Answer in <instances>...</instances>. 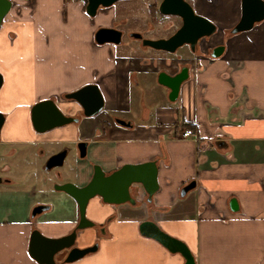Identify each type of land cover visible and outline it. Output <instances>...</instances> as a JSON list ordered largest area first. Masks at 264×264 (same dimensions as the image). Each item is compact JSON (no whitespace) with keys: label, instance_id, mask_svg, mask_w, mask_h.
<instances>
[{"label":"crops","instance_id":"0c3cea01","mask_svg":"<svg viewBox=\"0 0 264 264\" xmlns=\"http://www.w3.org/2000/svg\"><path fill=\"white\" fill-rule=\"evenodd\" d=\"M10 1L0 23V111L5 116L0 144L85 140L77 183L89 176L90 163L106 171L148 160L158 166L159 189L150 201L134 186V204L111 206L91 198L86 216L95 226L81 231L75 244L97 243V248L72 262H63L58 253L57 263L185 264L179 252L140 234L139 223L151 220L184 242L195 264H264V19L231 33L241 0H187L215 24L224 49L216 58H201L170 101L169 89L157 82L158 70L164 59L173 58L168 69L174 71L176 58L193 55L168 57L132 37L130 32L166 36L152 34L158 29L148 21L146 8L144 16L128 18L131 14L121 8L133 0H118L91 17L83 0ZM99 27L119 29L127 37L118 44L96 43ZM89 83L98 85L107 111L134 109L138 121L103 127V111L101 117L58 127L55 134L33 129L35 102L52 98L60 109L69 105L76 112V102L64 95ZM184 128L193 136L182 137ZM191 181L195 186L181 195ZM13 182L0 177V264H38L28 253L32 229L62 236L77 219V205L59 195L53 207L32 218V207L49 201L38 191L15 190ZM231 198L237 201L235 211Z\"/></svg>","mask_w":264,"mask_h":264},{"label":"water","instance_id":"95a60500","mask_svg":"<svg viewBox=\"0 0 264 264\" xmlns=\"http://www.w3.org/2000/svg\"><path fill=\"white\" fill-rule=\"evenodd\" d=\"M116 1L118 0H86L85 11L93 17L99 7H109ZM10 6V0H0V23ZM159 12L164 15L179 17L180 26L167 37L143 38L140 33H131V36L141 39L142 45L155 50L173 53L178 47L185 44L193 51L200 38L211 35L216 29L212 21L196 13L186 0H162L159 4ZM262 19H264V0H241L239 20L233 25L230 32L237 33L249 30L255 22ZM121 35V31L116 28L99 27L94 33V40L99 44L105 42L118 44L121 41ZM223 49V45L214 47L211 56L214 58L220 56ZM188 76V67L183 66L179 72L173 75L164 71L158 72L157 82L169 89L168 99L174 101L178 96L181 83ZM2 82L3 77L0 73V88ZM64 96L75 100L81 106L85 116H92L103 107V96L95 83L83 85L74 91L65 93ZM4 120L5 116L0 111V132ZM30 120L35 131L44 132L77 121V118L65 115L53 99L47 98L39 100L31 106ZM117 123L123 126L130 125L122 120H117ZM86 144L85 141H80L77 144L80 157L85 156ZM65 155L66 149L52 154L46 160L45 169L62 165ZM157 172L156 160L124 163L109 174H105L102 167L95 163L93 164L92 175L85 185L78 186L72 182H64L56 184L54 188L64 191L75 200L79 215L76 228L82 229L94 224L86 216V206L91 198L99 196L104 203L108 204H134L135 198L131 195L130 187L132 184H137L146 193L147 200L150 201L153 194L159 189ZM194 186L195 182L191 181L181 188L180 194L184 195ZM229 207L233 211L237 210L238 205L235 198L230 199ZM48 208L49 206L45 204L36 205L33 207L31 215L34 216ZM138 230L141 235L155 239L170 252H179L184 257L185 264H195L187 245L161 230L155 222L143 220L139 223ZM75 238V230L59 237H49L34 228L29 237L28 253L38 264H58L55 256L65 249L68 251L63 262H72L97 248V244L83 248L74 246Z\"/></svg>","mask_w":264,"mask_h":264},{"label":"rangeland","instance_id":"374dc122","mask_svg":"<svg viewBox=\"0 0 264 264\" xmlns=\"http://www.w3.org/2000/svg\"><path fill=\"white\" fill-rule=\"evenodd\" d=\"M150 1L152 0L128 1L125 2L126 4H124V8L122 6L121 10L126 12L128 11L131 14L128 18L132 15L136 17L144 16L145 8L147 9L146 6ZM146 11L148 12V9ZM147 19L152 25L157 26L158 31L152 32V34L159 33L168 35L172 33L173 30L180 24V18L176 16H162L157 13L153 14L149 12ZM126 34L127 33H123V37H127ZM220 34L221 33L216 31L209 38L208 42L215 43L219 41L221 39ZM188 51L189 50L184 44L178 47L173 53L166 52V55L168 57H186L188 56ZM150 93L151 95H155L157 91L156 89H152ZM101 114L102 113L99 114V117H101ZM118 114L126 116L127 113L118 112ZM128 114L134 116L132 118H135L134 120L138 121V117L136 115L137 113H134V109H132ZM57 129L59 128L55 127L48 131H52L55 134L58 133ZM64 144L69 146V152L67 153L63 164L59 167H53L48 170L44 169V162L50 154L60 150L59 148L62 147L63 144H60L58 141L38 145L18 143L0 144V177H12L14 179V184L12 185L13 188H15V190L24 189L27 193H29L27 195L33 194L34 191H38L39 194L43 195V200L49 201L45 204L53 207L54 202L59 199L57 196L65 194L63 191L55 189L54 186L64 181H74L77 160L80 159L78 147L73 142L69 143L68 141ZM4 166L6 167L3 168Z\"/></svg>","mask_w":264,"mask_h":264},{"label":"flooded vegetation","instance_id":"af4514ba","mask_svg":"<svg viewBox=\"0 0 264 264\" xmlns=\"http://www.w3.org/2000/svg\"><path fill=\"white\" fill-rule=\"evenodd\" d=\"M162 0H152V1H150L148 4H147V9H148V13L150 12V13H153V14H155V13H157V14H160V15H164V14H161L160 12H159V4H160V2H161ZM164 16H169V15H164ZM170 16H173V15H170ZM177 17V16H176ZM179 18V17H178ZM180 24H181V20H180ZM180 24L173 30V32L180 26ZM119 30V29H118ZM231 30V29H230ZM121 31V30H120ZM217 31V29H215V31L211 34V35H209V36H205V37H202V38H200L198 41H197V43H196V45H195V48H194V50L192 51L191 49H190V47L188 46V45H186L187 47H188V49H189V51L192 53V55H193V57H191V58H188V57H186L185 59H183L182 61H179V60H181L180 58H176L175 59V61H176V69L174 70V71H170L169 69H168V67L172 64V62H173V58L172 59H164V65H163V67H161L159 70H158V72H160V71H164V72H166L167 74H170V75H173V74H175V73H177V72H179L180 71V69H181V67H183V66H186V67H188V72H190V71H192V69L191 68H193V67H195L197 64H198V62L200 61V59L201 58H207V59H212V58H214V57H212L211 56V52H212V49L214 48V47H216V46H218V45H224V43H223V41L220 39L219 41H217V42H215V43H209L208 42V40H209V38L215 33ZM172 32V33H173ZM121 33H122V31H121ZM131 33H133V32H130V35H131ZM136 33H140V32H136ZM141 34V33H140ZM171 34V33H170ZM170 34H168V35H166V36H163V37H167V36H169ZM228 34V33H227ZM122 35H123V33H122ZM122 35H121V37H122ZM142 35V34H141ZM221 36V35H220ZM133 37V36H132ZM142 37L144 38V36L142 35ZM147 38V37H146ZM138 39V38H137ZM140 41H141V39H139ZM162 51V50H161ZM166 52V51H165ZM158 74V73H157ZM101 92V91H100ZM102 94V93H101ZM102 96H103V94H102ZM52 99V98H51ZM67 100H72V101H75V100H73V99H68V98H66ZM54 102H55V100H54ZM76 102V101H75ZM56 104H57V102H55ZM76 104H77V106H78V110L76 111V112H74L73 111V108H72V106H69V105H67L66 106V108L65 109H60L65 115H68V116H72V117H75V118H77V121H73V122H70V123H68V124H71V123H79L80 122V120H83V119H89V118H94V117H99V114L100 113H102L103 111L106 113V114H104L105 116H106V118H101L100 119V121H99V124H101V126H103V127H109L111 124H115V125H119L118 123H117V120H122V121H125V122H127V123H131V122H133V119H132V117H131V115H129L128 114V112H127V114H126V116H124V115H119L118 114V112L119 113H121V112H123V111H118V110H109V111H107L106 109H105V99H104V96H103V107H102V109L98 112V113H96V114H94V115H92V116H85L84 114H83V110H82V108H81V106L76 102ZM57 106H58V104H57ZM59 107V106H58ZM123 113H125V112H123ZM102 116H103V114H101ZM68 124H65V125H62V126H66V125H68ZM3 126V125H2ZM57 127H61V126H57ZM55 128V127H54ZM48 131V130H47ZM37 132V131H36ZM44 132H46V131H44ZM44 132H37V133H44ZM80 141H85V140H79V141H76L74 144L77 146V144H78V142H80ZM68 142V141H67ZM66 142V143H67ZM71 141H69V143H70ZM86 142V141H85ZM65 143V142H64ZM64 143H60V144H63L62 145V147H60L59 149L60 150H58V151H56V152H59V151H61L62 149H66V155H67V153L69 152V146H67L66 144H64ZM86 147H87V144H86ZM56 152H54V153H56ZM54 153H52V154H54ZM52 154H50L48 157H47V159L52 155ZM78 154H79V152H78ZM66 155H65V157H66ZM85 156H86V153H85ZM85 156H83V157H80V158H85ZM65 157H64V159H65ZM46 159V160H47ZM46 160H45V162H44V165H43V167L45 166V163H46ZM63 162H64V160H63ZM95 164V163H94ZM61 166V165H60ZM121 166V165H120ZM55 167H59V166H55ZM119 167V166H118ZM118 167H115V168H113L112 170H108V171H106V170H104L103 168V170L105 171V174H109L110 172H112L113 170H115V169H117ZM53 168V167H52ZM44 169H45V167H44ZM51 169V168H50ZM46 170H48V169H46ZM92 172H93V164H89V176L87 177V179L85 180V181H83V182H81V183H77L75 180L72 182V183H74V184H76V185H78V186H82V185H85L88 181H89V179H90V177H91V175H92ZM64 182H69V181H64ZM64 182H61V183H64ZM60 183V184H61ZM131 186H134L135 188H136V190L137 189H139V188H141L139 185H137V184H132ZM130 189H131V187H130ZM131 191V190H130ZM64 192V191H63ZM65 193V192H64ZM65 196H67L69 199H72V200H74L73 198H71L68 194H64ZM95 197H99V196H95ZM99 199L101 200V198L99 197ZM74 202H75V200H74ZM101 202L102 203H104L102 200H101ZM39 204H45V203H38V204H36V205H39ZM75 204H76V202H75ZM104 204H108V203H104ZM36 205H34L33 207H35ZM45 205H47V204H45ZM77 205V204H76ZM108 205H111V206H117V205H119V204H108ZM49 206V205H48ZM33 207H32V209H33ZM32 209H31V211H32ZM47 210V209H46ZM45 211V210H44ZM77 211H78V207H77ZM43 212V211H42ZM41 213V212H40ZM40 213H37V214H35L34 216H32L31 215V217L33 218V217H36L38 214H40ZM31 214V213H30ZM88 218V217H87ZM78 220H79V215H77V219H76V221H75V223H74V225H73V227L71 228V229H69L68 231H67V233H69V232H71V231H73V230H75L76 231V237L78 236V234L81 232V231H83L84 229H87V228H92V227H94L95 226V222H93L94 224L92 225V226H88V227H85V228H82V229H77L76 228V225H77V223H78ZM92 221V220H91ZM103 228L102 227V225H99V227H98V229H99V231L101 230V229ZM67 233H65V234H67ZM65 234H63V235H65ZM75 242H76V238H75ZM94 244H97V243H94ZM93 245V244H92ZM74 246H76V244L74 243ZM88 246H91V245H88ZM88 246H85V247H88ZM83 248V247H82ZM67 249H65V250H63L62 252H60V253H62L63 254V258L66 256V254H67Z\"/></svg>","mask_w":264,"mask_h":264},{"label":"built area","instance_id":"2783aa9c","mask_svg":"<svg viewBox=\"0 0 264 264\" xmlns=\"http://www.w3.org/2000/svg\"><path fill=\"white\" fill-rule=\"evenodd\" d=\"M84 2L86 1V0H83ZM192 70L194 69V67L193 68H191ZM181 136L182 137H192L193 136V130L191 129V128H184L182 131H181Z\"/></svg>","mask_w":264,"mask_h":264},{"label":"trees","instance_id":"16d2710c","mask_svg":"<svg viewBox=\"0 0 264 264\" xmlns=\"http://www.w3.org/2000/svg\"><path fill=\"white\" fill-rule=\"evenodd\" d=\"M86 2V1H85ZM85 6V5H84Z\"/></svg>","mask_w":264,"mask_h":264}]
</instances>
